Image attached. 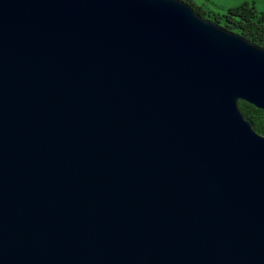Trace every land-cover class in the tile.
Here are the masks:
<instances>
[{
  "label": "water",
  "instance_id": "obj_1",
  "mask_svg": "<svg viewBox=\"0 0 264 264\" xmlns=\"http://www.w3.org/2000/svg\"><path fill=\"white\" fill-rule=\"evenodd\" d=\"M264 49L179 0H0V264H264Z\"/></svg>",
  "mask_w": 264,
  "mask_h": 264
},
{
  "label": "trees",
  "instance_id": "obj_2",
  "mask_svg": "<svg viewBox=\"0 0 264 264\" xmlns=\"http://www.w3.org/2000/svg\"><path fill=\"white\" fill-rule=\"evenodd\" d=\"M200 14L203 18L213 21L220 27L248 40L264 49V9L258 11L254 2H243L237 7L224 10L223 15L212 12L207 5L209 0H179ZM239 108L253 123L254 130L264 136V111L255 108L246 101H240Z\"/></svg>",
  "mask_w": 264,
  "mask_h": 264
},
{
  "label": "rangeland",
  "instance_id": "obj_3",
  "mask_svg": "<svg viewBox=\"0 0 264 264\" xmlns=\"http://www.w3.org/2000/svg\"><path fill=\"white\" fill-rule=\"evenodd\" d=\"M211 4L207 7L214 13H219L223 15L224 10L232 7H237L243 2H254V5L258 11L264 9V0H209Z\"/></svg>",
  "mask_w": 264,
  "mask_h": 264
}]
</instances>
